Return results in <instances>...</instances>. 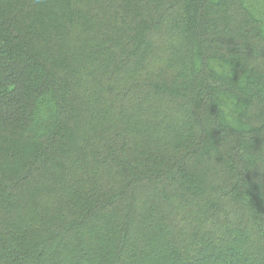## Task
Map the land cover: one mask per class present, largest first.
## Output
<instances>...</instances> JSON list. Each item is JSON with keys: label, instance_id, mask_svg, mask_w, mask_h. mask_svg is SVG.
<instances>
[{"label": "trees", "instance_id": "trees-1", "mask_svg": "<svg viewBox=\"0 0 264 264\" xmlns=\"http://www.w3.org/2000/svg\"><path fill=\"white\" fill-rule=\"evenodd\" d=\"M0 264H264V0H0Z\"/></svg>", "mask_w": 264, "mask_h": 264}]
</instances>
